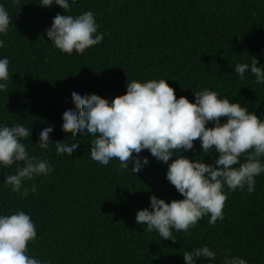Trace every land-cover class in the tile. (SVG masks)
<instances>
[{"label": "trees", "instance_id": "obj_1", "mask_svg": "<svg viewBox=\"0 0 264 264\" xmlns=\"http://www.w3.org/2000/svg\"><path fill=\"white\" fill-rule=\"evenodd\" d=\"M39 2L21 0L17 7L13 0H0L13 18L0 36L6 45L0 58L9 60L11 74L7 90L0 92V124L31 128L22 141L29 155L53 168L47 177L27 182L37 188L27 197L4 184L16 165L0 168V215L24 211L36 225L29 254L50 264H185L184 252L208 246L217 254L212 264H223L227 254L264 264V173L255 178L251 194L246 187L230 192L225 187L223 220L211 225L205 216L187 234L173 230L176 242L163 240L137 225L135 215L149 208L151 195L165 202L183 199L166 180L167 165L147 150L139 155L149 164L139 173H130L131 164L129 172L121 169L116 159L101 165L90 156L94 137H71L61 129L63 111L74 106L72 90L111 102L132 80L151 79H166L177 99L194 102L195 92L209 89L264 119V85L250 72L243 79L235 73L237 64L254 58L258 67L264 65V0H69L66 14L92 10L104 33L102 42L82 55L61 53L48 42L45 30L64 12ZM47 126H54L52 142L41 149L35 143ZM68 139L80 143L77 151L57 155L53 142ZM193 143V150L181 155L207 164L218 157L203 156L200 141Z\"/></svg>", "mask_w": 264, "mask_h": 264}, {"label": "clouds", "instance_id": "obj_2", "mask_svg": "<svg viewBox=\"0 0 264 264\" xmlns=\"http://www.w3.org/2000/svg\"><path fill=\"white\" fill-rule=\"evenodd\" d=\"M13 3L18 7L21 0H13ZM54 4L64 14L53 18L44 35L55 49L64 54L82 55L90 46L102 42L104 33L98 31L97 13L87 10L76 16L66 14L70 9L69 0H40L38 3L43 8ZM12 19L0 4V36L7 34ZM5 46V41L0 39V48ZM9 63L7 58H0V92L8 88ZM257 63L255 58L251 63H239L235 73L243 79L245 73L250 72L257 84L264 85V65L258 67ZM166 81L132 80L126 84V92L111 102L97 94L86 95L74 89L71 93L74 106L63 111L61 129L71 132V137L78 133L94 137L90 141V156L101 165L107 166L116 159L121 169L128 171L131 164L130 173H139L149 164L147 156L139 155L143 150L166 164V180L183 199L165 202L151 195V210L137 211L135 222L146 225L148 233L155 231L161 239L176 242L173 230L187 234L205 216L209 217L211 225L223 220L222 210L228 195L225 187L229 192L245 187L249 194L255 191V178L264 173V119L239 102L219 98L218 93L209 89L195 92L194 102L184 96L177 99ZM221 118H225L224 123ZM209 124L212 127H208ZM53 130L54 126L43 128L35 144L46 149L52 142L49 137ZM30 135L31 128L21 123L0 124V168L16 165L15 173L6 176L4 184L22 197L37 192L36 185L29 186L28 181L47 177L53 171L47 160L29 155L22 141ZM196 140L200 141L203 156L218 153L213 163L181 155V150H193ZM53 143L57 155L65 150L75 153L80 144L70 139ZM173 157L175 159H171ZM36 238V225L29 214L17 211L0 215V264H50L46 259L29 254L28 243ZM182 256L185 264H197L202 258H211L212 264L217 259L216 252L208 246L192 248ZM223 264L248 262L227 254Z\"/></svg>", "mask_w": 264, "mask_h": 264}]
</instances>
